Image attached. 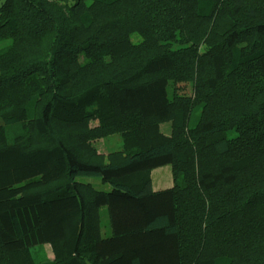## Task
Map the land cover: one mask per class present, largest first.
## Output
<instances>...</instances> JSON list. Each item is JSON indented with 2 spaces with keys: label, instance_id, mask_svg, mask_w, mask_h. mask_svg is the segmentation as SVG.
Wrapping results in <instances>:
<instances>
[{
  "label": "trees",
  "instance_id": "trees-1",
  "mask_svg": "<svg viewBox=\"0 0 264 264\" xmlns=\"http://www.w3.org/2000/svg\"><path fill=\"white\" fill-rule=\"evenodd\" d=\"M0 119V264H264V0H3Z\"/></svg>",
  "mask_w": 264,
  "mask_h": 264
},
{
  "label": "rangeland",
  "instance_id": "rangeland-1",
  "mask_svg": "<svg viewBox=\"0 0 264 264\" xmlns=\"http://www.w3.org/2000/svg\"><path fill=\"white\" fill-rule=\"evenodd\" d=\"M3 0H0V5L2 3ZM132 38L134 40H138L139 36L136 34L132 35ZM180 89L182 90H190L189 87L187 85H181L179 86ZM2 123L1 119H0V124ZM94 123V119L93 118H86L85 121H81L79 123V126H91ZM170 132V123L169 122H164L161 125V132H160V137L165 138L169 135ZM152 178H153V186L155 188H165L168 186L173 185V175H172V171H171V167L170 165H165V166H161L155 170L152 171ZM43 187H38L33 189L32 191H37L42 189ZM41 251V250H40ZM41 254L43 255V257H49L52 258L54 256L52 249L49 247V245H45L43 246V249L41 251Z\"/></svg>",
  "mask_w": 264,
  "mask_h": 264
},
{
  "label": "crops",
  "instance_id": "crops-1",
  "mask_svg": "<svg viewBox=\"0 0 264 264\" xmlns=\"http://www.w3.org/2000/svg\"><path fill=\"white\" fill-rule=\"evenodd\" d=\"M3 2V1H2Z\"/></svg>",
  "mask_w": 264,
  "mask_h": 264
}]
</instances>
